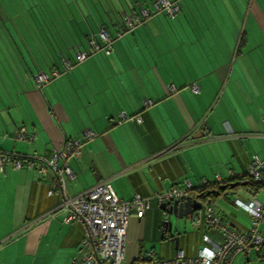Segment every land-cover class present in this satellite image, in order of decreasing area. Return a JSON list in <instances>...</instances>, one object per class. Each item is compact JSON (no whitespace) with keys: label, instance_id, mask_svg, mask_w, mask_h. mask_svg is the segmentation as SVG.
I'll return each instance as SVG.
<instances>
[{"label":"crops","instance_id":"crops-1","mask_svg":"<svg viewBox=\"0 0 264 264\" xmlns=\"http://www.w3.org/2000/svg\"><path fill=\"white\" fill-rule=\"evenodd\" d=\"M178 4L171 21L156 13L131 31L116 32L110 55L95 53L40 89L34 75L50 70L37 42L24 36L21 23L15 34L5 22L12 37L0 24V152L49 159L64 141L83 140L87 130L96 133L83 141L81 156L68 161L74 176L67 193L109 181L121 200L150 198L143 217L128 219L126 253L128 247L132 264L138 249L146 252L144 243L159 240L163 215L157 195L184 180L194 189L230 180L245 172L252 155L264 159V36L257 34L264 33V0ZM4 12L0 6L1 18ZM191 83L202 92L192 94ZM220 93L223 108L215 116L218 106L212 104ZM120 113L128 120L118 123ZM22 127L33 142L14 139ZM51 188V175L11 169L0 174V264H74L84 229L63 224L61 197L48 196ZM234 197L264 201V191L241 189ZM229 203L233 209L221 204L225 207L219 214L213 207L214 213L237 229L247 227L248 218L239 220ZM260 232L264 238V224ZM204 233H198L197 248ZM196 247L191 251L178 243L186 257H193ZM231 264H264V259L251 252Z\"/></svg>","mask_w":264,"mask_h":264},{"label":"built area","instance_id":"built-area-1","mask_svg":"<svg viewBox=\"0 0 264 264\" xmlns=\"http://www.w3.org/2000/svg\"><path fill=\"white\" fill-rule=\"evenodd\" d=\"M155 12L164 13L169 18H174L180 10L178 0H156ZM140 15L132 13L123 21V31H131L142 20L148 19L149 13L141 11ZM120 31L117 36L120 35ZM103 52L110 55L113 52L112 38L104 28L100 29L95 37H92L85 49L77 50L74 61L61 59V69L49 72L38 71L34 77L35 88L40 89L51 79L56 78L73 69V67L85 61L91 55ZM169 90L175 89L169 86ZM189 90L198 95L201 86L191 83ZM151 105L150 101H144V106ZM128 120L124 113L119 114L118 123ZM131 120V119H130ZM140 122L139 118L135 119ZM97 136L91 131L83 132V140L68 139L60 148L54 149L49 159L34 156L33 159L24 160L12 154L0 152V174L7 169L14 171H29L42 178L46 175L52 177V188L48 196L58 194L61 197V208L65 215L63 224L78 223L84 229V234L78 243L77 253L73 258L74 264H124L126 256V233L128 219L131 215L139 218L151 208V200L148 197L134 195L129 201L118 198L109 181H100L85 191L70 196L67 193L66 183L74 174L68 165L71 159L81 156L83 141L93 140ZM17 141L33 142L34 138L28 134L24 127L17 130L14 135ZM247 176L252 181L264 185V159L252 155L246 165L245 172L237 177ZM219 179L218 176H216ZM234 178V177H233ZM205 182H202L204 184ZM193 185L189 180H184L181 186L167 189L163 194L157 195L161 205L167 201L184 200L189 197ZM203 229L205 233L201 237V243L193 257H186L183 252L177 251L170 259L158 258L154 250L140 252L138 249L135 262L145 264H231L239 255L247 256L251 252L262 255L264 238L261 236L260 226L264 224V201L256 198L250 201H242L234 197L233 206L243 212L249 225L237 229L228 222L223 221L214 213L213 207L201 201Z\"/></svg>","mask_w":264,"mask_h":264},{"label":"trees","instance_id":"trees-1","mask_svg":"<svg viewBox=\"0 0 264 264\" xmlns=\"http://www.w3.org/2000/svg\"><path fill=\"white\" fill-rule=\"evenodd\" d=\"M155 2L156 0H0V6L6 8L3 13L6 19L1 15L3 19L0 17V24H4V33L12 37L11 30L16 34L17 23H21L24 31H19H23L24 36L26 33L37 42L35 48L44 65L50 71L60 70L61 59L64 57L74 61L75 52L85 49L84 46L90 37L96 36L95 31L104 28L111 38L115 39L116 32L123 31L126 16L132 13L140 15L141 11L148 12L150 17L156 14ZM163 16L167 22L173 19L165 14ZM5 22L10 23L11 30ZM230 183H238V186L233 190L220 191V196H207L210 191L218 190L220 185ZM239 189L255 195L264 191V185L252 181L247 176L234 177L210 185L201 184L197 189L192 188L189 196H201L200 202H208L213 206L217 199H225V192L236 194ZM200 217L197 215L196 221L200 218L203 229L202 214ZM261 252L262 255L258 256L264 259V247Z\"/></svg>","mask_w":264,"mask_h":264},{"label":"rangeland","instance_id":"rangeland-1","mask_svg":"<svg viewBox=\"0 0 264 264\" xmlns=\"http://www.w3.org/2000/svg\"><path fill=\"white\" fill-rule=\"evenodd\" d=\"M257 34L259 37L264 36V33L258 30H257ZM213 100L214 99H212V102ZM223 103H224V97H223V94L220 93L218 100L216 99V101L212 104V106H214L213 108L218 106V108L215 110L216 111L215 116L221 111V108H223ZM238 191H240V189ZM231 200H232V196H226L225 199L216 202V205L212 207H214L215 212L217 214H219V210L221 209V207H225V205L229 207V209H233L232 205L229 203ZM221 204H225V205H221ZM159 211L163 215L161 219V227L159 230V240L157 241V244L155 243L151 244L149 242L144 243V248L146 252L150 251L151 249H154L156 256L161 257L163 259L171 258L175 254L176 251L174 250V244L170 242L171 236L166 234L164 236L165 239L163 240L161 239V233L164 228V224H163L164 222H170L172 224L173 234L174 233L178 234L179 246H182V247L185 246L189 250L194 251L197 245L198 233H201V231L203 230L201 228V223H200V218H201L200 216H201L202 211L198 213V216L200 218H199V221H196V222H193L190 219L189 220H186V219L179 220L175 218L174 216H169L168 214L162 212L160 209ZM238 212H239L237 214L238 219L242 221H246L247 216L239 210ZM156 221H157L156 217L153 218L152 222L155 223ZM132 262H133V256L131 255L129 248L127 247L125 264H132ZM134 264H145V263L135 262Z\"/></svg>","mask_w":264,"mask_h":264},{"label":"water","instance_id":"water-1","mask_svg":"<svg viewBox=\"0 0 264 264\" xmlns=\"http://www.w3.org/2000/svg\"><path fill=\"white\" fill-rule=\"evenodd\" d=\"M244 184V183H243ZM238 186V183H230L229 185H220L218 190H212L207 193V196L215 195L220 196V191L226 190H233ZM235 193L225 192L224 195L226 196H233ZM201 196L197 198H192L191 196L185 198L184 200H174V201H167L159 205V209L168 214L169 216H174L175 218L181 220H192L193 222L196 221L198 213L201 211V203L199 201ZM164 228L161 233V238H164L166 234L171 236L170 242L174 244V250L178 251V234H173L172 224L170 222H164Z\"/></svg>","mask_w":264,"mask_h":264},{"label":"bare ground","instance_id":"bare-ground-1","mask_svg":"<svg viewBox=\"0 0 264 264\" xmlns=\"http://www.w3.org/2000/svg\"><path fill=\"white\" fill-rule=\"evenodd\" d=\"M259 257V256H258Z\"/></svg>","mask_w":264,"mask_h":264}]
</instances>
